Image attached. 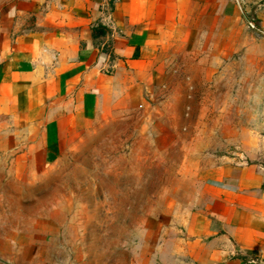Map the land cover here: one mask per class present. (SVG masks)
<instances>
[{"label":"crops","instance_id":"0c3cea01","mask_svg":"<svg viewBox=\"0 0 264 264\" xmlns=\"http://www.w3.org/2000/svg\"><path fill=\"white\" fill-rule=\"evenodd\" d=\"M181 54L214 71L250 58L264 80V0H0V125L24 136L17 164L51 166L101 121L142 107ZM191 177L145 223L140 264H264V160Z\"/></svg>","mask_w":264,"mask_h":264},{"label":"rangeland","instance_id":"374dc122","mask_svg":"<svg viewBox=\"0 0 264 264\" xmlns=\"http://www.w3.org/2000/svg\"><path fill=\"white\" fill-rule=\"evenodd\" d=\"M222 63L207 70L181 54L142 107L43 169L17 164L24 136L0 125V264H140L145 223L199 167L264 160L263 75L250 58Z\"/></svg>","mask_w":264,"mask_h":264},{"label":"trees","instance_id":"16d2710c","mask_svg":"<svg viewBox=\"0 0 264 264\" xmlns=\"http://www.w3.org/2000/svg\"><path fill=\"white\" fill-rule=\"evenodd\" d=\"M252 24L255 25L256 29L259 30V28H257V25H256V23L254 21L252 22Z\"/></svg>","mask_w":264,"mask_h":264}]
</instances>
